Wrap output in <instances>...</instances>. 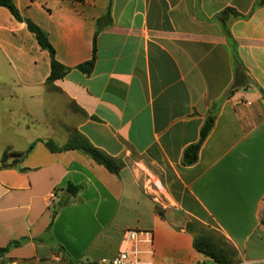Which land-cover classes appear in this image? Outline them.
I'll return each mask as SVG.
<instances>
[{
  "label": "crops",
  "instance_id": "0c3cea01",
  "mask_svg": "<svg viewBox=\"0 0 264 264\" xmlns=\"http://www.w3.org/2000/svg\"><path fill=\"white\" fill-rule=\"evenodd\" d=\"M14 2L69 72L48 83L50 53L0 6V166L4 152L23 153L0 168V247L30 238L0 264H74L59 246L77 264L125 247L142 264H214L181 217L219 231L238 250L235 264H264V0ZM226 8L249 15L229 22L233 42L216 19ZM108 9L111 24L101 21L96 36ZM95 40L87 75L78 66L93 58ZM235 49L245 86L228 94ZM213 106L214 127L185 165ZM76 133L121 160L120 172L82 150L46 146ZM69 181L86 189L53 220ZM146 231L151 242L140 241Z\"/></svg>",
  "mask_w": 264,
  "mask_h": 264
},
{
  "label": "trees",
  "instance_id": "16d2710c",
  "mask_svg": "<svg viewBox=\"0 0 264 264\" xmlns=\"http://www.w3.org/2000/svg\"><path fill=\"white\" fill-rule=\"evenodd\" d=\"M71 1L82 2L84 0H71ZM258 4H261V3H258ZM0 6L7 8L18 21L25 22L27 24L28 29L36 35L41 47L50 53L51 74L48 77L47 82L53 83L56 80L64 78L69 72V69L65 67L64 65H62L56 59V51H55L54 46L50 42L48 33L30 18H26L22 16L14 0H0ZM248 17L249 15H243L234 8H226L220 14H218L216 19L220 21V23L224 27L226 35L228 36L230 41L233 42L231 33L228 28L229 22L232 20H236L240 18L241 19L248 18ZM107 18L110 19L107 25H110L111 16H110L109 9L106 12V14L101 19L98 20V29H97L96 36L99 30L101 29V21ZM96 51H97V45H96V40H95L93 58L78 66V69H80L82 72H84L87 75H90L94 70L95 63H96ZM235 54H236L235 56L236 77H235L234 84L232 85L228 94L233 93L240 86H245V83H241V81L243 80V78H245L246 68L244 67L239 56L237 55L236 49H235ZM216 115H217V110H216V107L213 106L201 130L200 140L197 143H194L190 145L189 147H187L184 151L183 163L185 165H192L195 162H197L202 144L204 143L205 139L208 137V135L210 134L211 130L214 127ZM46 146L52 152H59V151L70 150V149L82 150L83 152L91 156L97 163L104 165L110 172L115 173V174H118L124 166V163L121 160L114 158L108 155L107 153H105L104 151L100 150L99 148L95 147L88 139H86L80 133H76L69 140V142L66 143L62 147H58L52 140H47ZM32 148L33 146H31L29 151ZM22 154L23 153H13V152H7V151L4 152L2 156V164L0 168L16 166L19 163L18 159H15L11 163H8V159L10 156H21ZM85 189H86L85 183L76 184L72 181H69L67 186L64 188V194L59 198V200L53 206L52 219L54 220V218L56 217V215L62 208L72 203L78 202L80 200L78 195ZM156 210L158 214L164 217V213L162 212L161 209H158V207H156ZM194 225H201V223H199L198 221H191L185 227V230L194 235V247L198 251L204 253L207 257L212 259L214 264H235L238 261V256H239L238 250L233 245H231L227 240H225L226 238L223 239L221 236H218L214 230L194 229ZM51 228H52V223L49 225L47 229V233L51 232ZM29 240L30 238L28 237H23L21 239L12 240L7 246L0 247V256L7 254L9 251H11L12 249L16 247H20L24 245ZM34 240L40 241L41 239L37 238ZM58 248L60 251L64 253V255L72 263L77 264L76 261H74L67 255L65 249L62 246H59ZM89 264H93V263H89Z\"/></svg>",
  "mask_w": 264,
  "mask_h": 264
},
{
  "label": "built area",
  "instance_id": "2783aa9c",
  "mask_svg": "<svg viewBox=\"0 0 264 264\" xmlns=\"http://www.w3.org/2000/svg\"><path fill=\"white\" fill-rule=\"evenodd\" d=\"M142 234L144 236H146V239L144 240H140V241H147V242H151V233L146 231V232H142ZM130 236L132 237V239H136V233L135 232H131ZM140 251L134 250L131 251L129 250L127 247H125L117 256H115L113 259L110 260H106V259H102L98 262H95L93 264H142V262L140 261L138 255H139ZM134 254L135 259L133 261H131L130 255Z\"/></svg>",
  "mask_w": 264,
  "mask_h": 264
},
{
  "label": "rangeland",
  "instance_id": "374dc122",
  "mask_svg": "<svg viewBox=\"0 0 264 264\" xmlns=\"http://www.w3.org/2000/svg\"><path fill=\"white\" fill-rule=\"evenodd\" d=\"M158 209H161V208L158 206ZM180 222H181L182 225H184L186 227L191 222V220H189L187 217H181ZM194 229H210V230H214L218 236H221L223 239H225V237L219 231H217V230H215V229H213L211 227H208L206 225H202V224L201 225H194Z\"/></svg>",
  "mask_w": 264,
  "mask_h": 264
}]
</instances>
